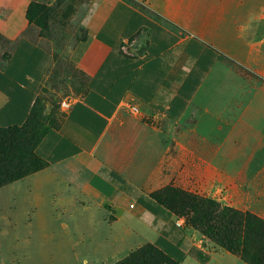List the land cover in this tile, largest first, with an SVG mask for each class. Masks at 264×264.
I'll use <instances>...</instances> for the list:
<instances>
[{
	"label": "crops",
	"instance_id": "crops-1",
	"mask_svg": "<svg viewBox=\"0 0 264 264\" xmlns=\"http://www.w3.org/2000/svg\"><path fill=\"white\" fill-rule=\"evenodd\" d=\"M28 4L0 0V35L12 45L0 63V127L27 121L54 63L28 25ZM70 59L87 78L84 92L69 110L60 107L58 127L37 148L47 167L0 188V229L4 218L18 224L17 208L27 204L17 198L25 196L44 261L115 264L154 244L181 264H246L179 226L142 185L139 159L104 139L136 108L173 130V142L164 136L154 147L181 148L177 138L191 128L214 150L209 165L256 180L264 163V0H101ZM19 183L28 192L9 188ZM18 244L0 240V264L5 246L16 256Z\"/></svg>",
	"mask_w": 264,
	"mask_h": 264
},
{
	"label": "rangeland",
	"instance_id": "rangeland-1",
	"mask_svg": "<svg viewBox=\"0 0 264 264\" xmlns=\"http://www.w3.org/2000/svg\"><path fill=\"white\" fill-rule=\"evenodd\" d=\"M32 1L36 8L32 7L34 24L31 29L37 33L36 39L41 46L54 55V63L43 89L45 109L38 111V120L37 118L32 120L22 133L26 134L27 139H31L32 143L27 150L25 161L27 165L33 166V140L43 130L58 124L59 115L64 113L60 109L61 102L65 99L75 101L84 92L85 78L69 58L76 38L83 35L89 16L101 0H29V4ZM9 51L8 44L0 39V58L7 56ZM188 129L189 131H182V136L177 138L181 148L176 149L174 144L168 149L154 147V144L165 140L164 136L166 140L171 138L173 142V130L153 115L143 117L140 113L127 111L122 120L109 129L104 144L107 148L122 144L126 147L124 152L130 159H139L146 169L142 185L165 201L175 211L183 225L193 230L195 229L192 226L191 217L196 209L188 205L187 201H182L178 196L172 195L173 191L180 190L198 199L213 201L219 208L227 207L237 212H248L264 220V163L261 168L257 169L256 180L239 181L237 167L232 168V166L219 162L215 166L208 164L214 156L213 148L209 149L211 154H208L206 137L192 132L191 128ZM193 158L195 161H192ZM231 176L236 178L228 179ZM241 185H246V191L242 190L244 187ZM9 188H17V193L28 192L30 184L19 183ZM17 200L22 204H27L24 209L17 208L18 224L15 221L13 223L11 219L4 218V229H0V240L15 238L19 241L16 256H12L10 252L16 249L14 245L5 246L4 256H8L7 264H61V262L41 260L37 250L41 246L35 244L32 231V227L37 222L34 221L31 225L30 200L25 196L18 197ZM17 203L20 206L21 203ZM210 211L212 212L213 209ZM14 213L4 215L11 218L15 217ZM197 232L201 234L200 231L197 230ZM201 235L206 242H210L206 243L207 246L221 248L211 238ZM224 251L244 261L241 256L227 250ZM33 257L37 259L32 260ZM222 261L225 260L221 258L219 262ZM158 263L169 264L163 259L158 260ZM70 264H83V261H71Z\"/></svg>",
	"mask_w": 264,
	"mask_h": 264
},
{
	"label": "trees",
	"instance_id": "trees-1",
	"mask_svg": "<svg viewBox=\"0 0 264 264\" xmlns=\"http://www.w3.org/2000/svg\"><path fill=\"white\" fill-rule=\"evenodd\" d=\"M32 7L36 8L33 1L26 10V19L30 28L34 24ZM80 37L76 38V42L80 40ZM0 39L8 44L10 48L9 54L5 57L2 55L4 58H0V63H2L9 58L12 45L2 35H0ZM69 60L73 64L70 58ZM80 73L87 83L86 76L81 71ZM44 102L43 98L36 100L27 121L22 126L0 127V188L23 180L47 167L46 162L38 154L37 148L48 131L51 128L58 127L60 116L56 126L43 130L33 140V166L27 165L25 161L27 150L30 148V143H32L31 139H27L26 134H22L32 120L35 118L38 120V111L45 109ZM40 164L42 165L41 168ZM171 194L178 196L182 201H187L188 205L194 206L196 210L191 217V221L196 231L198 230L201 234L211 238L222 249L241 256L248 264H264L263 219L248 212H237L227 207L219 208L213 201L198 199L180 190L173 191ZM152 197L176 215L175 211L158 195L152 194ZM210 209H213V211L211 212ZM160 259L168 261L169 264H181L180 261L175 260L154 244L144 245L116 264H157Z\"/></svg>",
	"mask_w": 264,
	"mask_h": 264
},
{
	"label": "built area",
	"instance_id": "built-area-1",
	"mask_svg": "<svg viewBox=\"0 0 264 264\" xmlns=\"http://www.w3.org/2000/svg\"><path fill=\"white\" fill-rule=\"evenodd\" d=\"M72 104H73L72 100L65 99L63 102H61L60 107H61L62 110L67 111V110H69L72 107ZM130 109H131V112L137 113V109L136 108H132L131 107ZM179 226H183V222L182 221H180ZM207 243L209 244L210 242L207 241Z\"/></svg>",
	"mask_w": 264,
	"mask_h": 264
}]
</instances>
